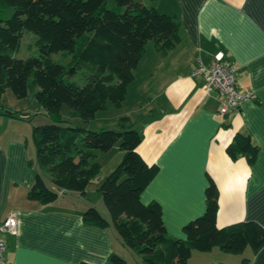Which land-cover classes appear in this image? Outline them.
I'll use <instances>...</instances> for the list:
<instances>
[{
	"label": "crops",
	"instance_id": "crops-1",
	"mask_svg": "<svg viewBox=\"0 0 264 264\" xmlns=\"http://www.w3.org/2000/svg\"><path fill=\"white\" fill-rule=\"evenodd\" d=\"M157 8L178 18L175 44L163 51L147 42L125 99L98 111L84 126L92 129L100 115V121L113 117L109 124H131L139 132V154L159 166L140 200L160 204L169 237L184 238V224L204 211L208 177L218 193V227L238 221L264 226V0H157ZM217 51L236 67L238 88L254 94L227 116L219 111L220 96L208 93L202 78L191 75L199 63L209 64ZM18 108L24 110L20 115L0 114V222L11 215L17 220L16 233L3 234L6 261L107 264L110 254L118 253L128 256L126 264H146L112 225L83 222L89 206L109 219L95 184L85 194L67 191L45 205L27 198L38 168L30 126L25 124L30 112ZM103 122L101 128H109ZM236 132H248L259 146L253 163L227 155L226 146ZM102 153L96 156L104 173L99 181L123 155L117 144ZM44 181L52 187L45 175ZM187 264H264V247L257 252L246 247L240 253L216 247L194 251Z\"/></svg>",
	"mask_w": 264,
	"mask_h": 264
},
{
	"label": "trees",
	"instance_id": "trees-1",
	"mask_svg": "<svg viewBox=\"0 0 264 264\" xmlns=\"http://www.w3.org/2000/svg\"><path fill=\"white\" fill-rule=\"evenodd\" d=\"M0 1L13 8L11 17L0 18V96L9 88L22 99L31 89L37 103L55 117L67 104L88 123L98 111L121 103L147 42L166 51L177 40L179 20L161 12L157 0H114L113 7H108V0ZM24 33L34 37L22 58L17 53ZM0 114L17 115L1 104ZM31 136L38 170L27 198L43 205L67 191L85 194L102 169L96 151L108 152L119 145L122 158L98 187L109 219L89 206L82 220L101 228L112 225L146 264H187L194 251L214 247L226 253L264 247V226L256 221L217 226L218 193L211 177L202 214L184 224V238L169 237L160 204L140 200L159 166L148 164L139 154L141 137L131 124L95 130L55 122L34 125ZM258 151L248 132H236L226 146L230 159L245 157L249 164ZM107 264H126V259L112 253Z\"/></svg>",
	"mask_w": 264,
	"mask_h": 264
},
{
	"label": "built area",
	"instance_id": "built-area-1",
	"mask_svg": "<svg viewBox=\"0 0 264 264\" xmlns=\"http://www.w3.org/2000/svg\"><path fill=\"white\" fill-rule=\"evenodd\" d=\"M236 67L224 60V53L217 51L212 55L209 64L199 63L192 71V76H200L208 93H217L220 96V113L222 115L235 114L239 111L241 103L254 98L251 91L240 90L236 84ZM17 220L8 216L0 222V264H9L5 257V241L3 234H15Z\"/></svg>",
	"mask_w": 264,
	"mask_h": 264
},
{
	"label": "rangeland",
	"instance_id": "rangeland-1",
	"mask_svg": "<svg viewBox=\"0 0 264 264\" xmlns=\"http://www.w3.org/2000/svg\"><path fill=\"white\" fill-rule=\"evenodd\" d=\"M107 5H108V7H113L114 6V0H108ZM12 14H13V8L11 6L7 5L5 2L0 1V18L6 19V18L11 17ZM33 37L34 36L31 33H24L23 34V43L21 45L20 51L17 53V57L24 58L28 55L29 50L27 49V44L33 39ZM0 100H1L0 104L4 106L5 110L16 112L18 115H20L19 113L21 111H24V110H18L19 109L18 107L28 108L27 111L30 112V116L25 118L26 119L25 124L28 127L30 126V130L28 131V137H29L30 147L34 150H35L34 143H33L32 136H31L32 135V128L34 125L36 126V125L55 123V122L56 123L59 122V124H61V125H72V126L84 125V122L80 118L79 114L76 111H74L67 104L62 105L61 110L59 112V115L57 117L52 116V115H48L45 112V110L35 100L34 92L31 89L29 90V92L25 98L17 99L13 95L11 90L9 88H7V89H5V91L2 92V94L0 96ZM106 112H108V111H106ZM106 118H107V121H105L106 123L111 122L112 121L111 119H113V117H108V116H106ZM101 119H102V117H100V115H99V117L92 123V126H90V127H93L92 129H95V130H98L99 128L104 127L101 124L103 122V121H100ZM105 122H103V123H105ZM105 126L109 127L108 129H119V125L114 126V125H111L108 123ZM117 146H119V145L117 144ZM96 152L100 156L103 154L102 152H99V151H96ZM120 160H119V162H120ZM101 174H104V173H102V169H101L100 174L98 175V178L101 177ZM106 175H104L103 177L105 178ZM98 178H95L92 181V183L95 184L96 187H99L98 183L100 181ZM104 178H101V180H103ZM46 182H47V184H49L48 181H46ZM97 184H98V186H97ZM98 193H100V191H98ZM134 255L138 256L135 253H134ZM126 257H125V259H129L128 256H126ZM128 261H131V260H128Z\"/></svg>",
	"mask_w": 264,
	"mask_h": 264
}]
</instances>
